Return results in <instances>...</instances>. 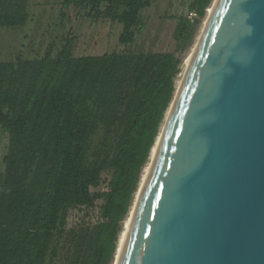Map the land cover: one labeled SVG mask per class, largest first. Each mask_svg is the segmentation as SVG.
<instances>
[{"label": "trees", "instance_id": "16d2710c", "mask_svg": "<svg viewBox=\"0 0 264 264\" xmlns=\"http://www.w3.org/2000/svg\"><path fill=\"white\" fill-rule=\"evenodd\" d=\"M198 19L212 0H190ZM151 0H62L93 25L140 32ZM28 0H0V29L24 28ZM190 23L180 20L176 38ZM75 37L40 58L0 61V264H110L133 195L175 92L173 54L74 55ZM109 173L104 179L103 174ZM106 183L105 191H96ZM99 205L93 225L66 229L72 210Z\"/></svg>", "mask_w": 264, "mask_h": 264}, {"label": "water", "instance_id": "95a60500", "mask_svg": "<svg viewBox=\"0 0 264 264\" xmlns=\"http://www.w3.org/2000/svg\"><path fill=\"white\" fill-rule=\"evenodd\" d=\"M114 264H264V0L212 8Z\"/></svg>", "mask_w": 264, "mask_h": 264}, {"label": "rangeland", "instance_id": "374dc122", "mask_svg": "<svg viewBox=\"0 0 264 264\" xmlns=\"http://www.w3.org/2000/svg\"><path fill=\"white\" fill-rule=\"evenodd\" d=\"M62 0H28L29 20L24 28L0 29V61L15 62L18 59L40 58L49 45L59 48L68 33L75 41L74 55L95 56L105 53H161L173 54L179 61V71L174 83L179 80L183 61L192 50L200 35L205 18L189 19L188 14L194 12L190 0H151L150 7L141 11V30L130 45H120L118 37L121 25L101 21L95 25L78 15L75 9H68L60 21ZM189 21L185 35L176 38L175 29L180 20ZM7 134L0 130V174L3 172L2 158L6 153ZM109 178V173L102 175ZM106 183H102L96 191H105ZM90 210H72L67 218L66 229L84 225H93L98 220L99 205ZM125 220V219H124ZM124 222V221H123ZM123 223L121 224L122 228ZM63 252L55 264H64ZM112 264V261L111 263Z\"/></svg>", "mask_w": 264, "mask_h": 264}, {"label": "bare ground", "instance_id": "6f19581e", "mask_svg": "<svg viewBox=\"0 0 264 264\" xmlns=\"http://www.w3.org/2000/svg\"><path fill=\"white\" fill-rule=\"evenodd\" d=\"M216 1H217V0H212L210 6L208 7V9H207V11H206V15H205L204 21H203V24H202V29H203V27H204V25H205V23H206V21H207L209 15H210V12H211L212 8L214 7ZM202 29H201V31H202ZM200 33H201V32H200ZM199 36H200V35H199ZM198 38H199V37H198ZM197 41H198V39H197ZM197 41H196V43H197ZM195 45H196V44H195ZM195 45L193 46L192 50L189 52V54L187 55V57H186V58L184 59V61H183L182 74H181L179 80H178V81L176 82V84H175V90H176V88H177V86H178V83H179V81H180V79H181V77H182V75H183L184 69H185V67H186V65H187V63H188V61H189V59H190V57H191V55H192V52H193V50H194V48H195ZM174 93H175V92H174ZM170 104H171V103H170ZM169 106H170V105H169ZM168 108H169V107H168ZM167 111H168V109H167ZM167 111H166V113H167ZM166 113H165V115H166ZM164 117H165V116H164ZM161 125H162V124H161ZM160 127H161V126H160ZM151 150H152V149H151ZM150 152H151V151H150ZM146 164H147V163H146ZM145 167H146V165L144 166L143 171H142V173H141L140 181H139V184H138L137 190H136V192H135L134 195H133L132 203H131V205H130V208H129V210H128V213H127V215H126V217H125V220H124V222H123V225H122L121 231H120V233H119V237H118V240H117L116 250H115V254H114V258H113L112 264L115 263V260H116V257H117V253H118V249H119V245H120V241H121V237H122V233H123V231L125 230V228H126V226H127V222H128V219H129L130 211H131V208H132L133 203H134V201H135V198H136V196H137V194H138V191H139V188H140V184H141V181H142V177H143V174H144Z\"/></svg>", "mask_w": 264, "mask_h": 264}, {"label": "built area", "instance_id": "2783aa9c", "mask_svg": "<svg viewBox=\"0 0 264 264\" xmlns=\"http://www.w3.org/2000/svg\"><path fill=\"white\" fill-rule=\"evenodd\" d=\"M188 18H189V19H195V18H197L195 11H194V12H190V13L188 14Z\"/></svg>", "mask_w": 264, "mask_h": 264}]
</instances>
